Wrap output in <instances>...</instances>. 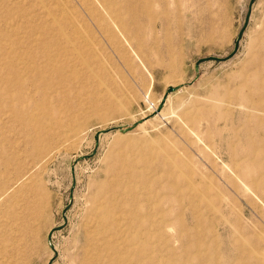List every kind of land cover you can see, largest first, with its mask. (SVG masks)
<instances>
[{"label": "rangeland", "instance_id": "374dc122", "mask_svg": "<svg viewBox=\"0 0 264 264\" xmlns=\"http://www.w3.org/2000/svg\"><path fill=\"white\" fill-rule=\"evenodd\" d=\"M124 1L0 0V264H264V0Z\"/></svg>", "mask_w": 264, "mask_h": 264}, {"label": "bare ground", "instance_id": "6f19581e", "mask_svg": "<svg viewBox=\"0 0 264 264\" xmlns=\"http://www.w3.org/2000/svg\"><path fill=\"white\" fill-rule=\"evenodd\" d=\"M143 4H147L148 3V0H125L124 1V6H130L132 11H133V14L136 12V10L139 8L140 5ZM141 3V4H140ZM143 7V5H142ZM134 17V16H133ZM93 41V40H92ZM170 95V94H169ZM168 95V96H169ZM168 99V98H167ZM166 99V100H167ZM165 100V102H167ZM163 101V98L161 99V101L159 102V104ZM154 111H158L157 115H161L162 114V110H159V106L157 108L156 104L153 103V107ZM158 109V110H157ZM149 120V118L145 117L142 119L141 122H139L137 124L136 127H138L139 125H142L145 123V121ZM120 131V130H119ZM260 144L258 146H252V147H249V148H245L244 151H245V156L241 162V164L239 165L240 166V169L241 171L244 172L245 175H247L249 177V173L250 172H253V173H258L260 175V180L257 181V180H251L252 182V185L251 184H248L246 181H245V178H240V180L242 181L243 183V187L249 192L252 194V196H254L255 198H257L258 200L262 201L264 203V195H260L259 193V189L264 185V138L262 141H259ZM236 160V159H235ZM240 161V159H239ZM240 163V162H239ZM234 173V172H233ZM221 192V191H220ZM264 192V191H263ZM221 195V194H220ZM253 202V201H252ZM243 211V210H242ZM241 211V212H242ZM243 214V212H242ZM230 219V216L231 215H227ZM240 221V217H236L235 219V222H239ZM244 229L243 228L241 231L244 232ZM264 230V229H263ZM260 232H263V231H260ZM264 233V232H263ZM261 234V233H260ZM262 236V235H260ZM216 239V238H215ZM217 240V239H216ZM212 241V240H211ZM230 243V242H229ZM49 245V244H48ZM220 245V244H219ZM218 245V246H219ZM232 245V244H231ZM57 247V246H56ZM217 247V246H216ZM220 247V246H219ZM218 249V248H216ZM214 250V249H212ZM219 250V249H218ZM255 250H256V247H255ZM53 251V250H52Z\"/></svg>", "mask_w": 264, "mask_h": 264}, {"label": "water", "instance_id": "95a60500", "mask_svg": "<svg viewBox=\"0 0 264 264\" xmlns=\"http://www.w3.org/2000/svg\"><path fill=\"white\" fill-rule=\"evenodd\" d=\"M252 2H253V0H252ZM252 2H251V3H252ZM241 34H242V33L239 34V38L241 37ZM236 49H237V45H236V47H235V51H236ZM235 51L232 52V53H230V55H228V57H226L225 59L232 57V56L234 55ZM210 58L215 59V60L223 59V58L216 57V56H211ZM204 59H206V58H204ZM204 59H202V60H204ZM199 63H200V61H198L197 66H198ZM174 90H175V87H174V86H170V87L168 88V90H167V92H166V94H165V97L163 98V101L161 102V106L164 104V102H165L166 97L168 96V94H169L170 92L174 91ZM132 128H133V126H130V127L126 128V129L121 128L120 130H121L122 132H125V131H128V130L132 129ZM104 131H105V130H104ZM100 133H102V131H101V132H98L97 135H96V141H97V144H98V141H99ZM93 154H94V153H93ZM67 209H68V208H67ZM67 209L64 210V221H65V223H66V221H67V218H66V211H67ZM65 223H64V224H65ZM63 226H64V225H61V226L58 227V228H62ZM52 232H53V231H52ZM52 232L49 234V240H50V241H51V238H52ZM50 245L52 246L53 250L55 251L54 257L52 258V260H51L50 263H49V264H52V262H53L55 256H57V252H56V249H55V247L53 246V244H52L51 242H50Z\"/></svg>", "mask_w": 264, "mask_h": 264}]
</instances>
